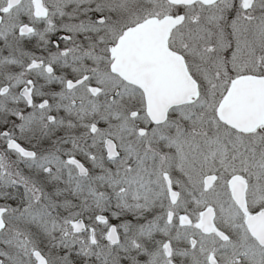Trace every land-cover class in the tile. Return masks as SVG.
Listing matches in <instances>:
<instances>
[{
	"label": "snow or ice",
	"instance_id": "snow-or-ice-1",
	"mask_svg": "<svg viewBox=\"0 0 264 264\" xmlns=\"http://www.w3.org/2000/svg\"><path fill=\"white\" fill-rule=\"evenodd\" d=\"M0 264H264V0H0Z\"/></svg>",
	"mask_w": 264,
	"mask_h": 264
}]
</instances>
